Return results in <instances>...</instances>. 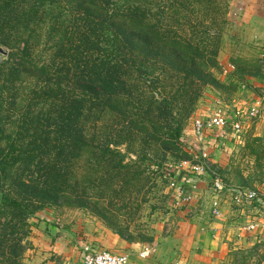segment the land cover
Here are the masks:
<instances>
[{"label":"trees","instance_id":"1","mask_svg":"<svg viewBox=\"0 0 264 264\" xmlns=\"http://www.w3.org/2000/svg\"><path fill=\"white\" fill-rule=\"evenodd\" d=\"M225 14L216 0H0V264H20L38 213L86 206L87 190L105 186L98 206L120 181L130 186L129 148L149 167L188 157L180 116L223 87L212 25ZM82 161L92 172L78 195Z\"/></svg>","mask_w":264,"mask_h":264},{"label":"rangeland","instance_id":"2","mask_svg":"<svg viewBox=\"0 0 264 264\" xmlns=\"http://www.w3.org/2000/svg\"><path fill=\"white\" fill-rule=\"evenodd\" d=\"M216 2L226 12L222 20L223 15L217 17L216 24L212 25V31L218 32L220 38L219 66L213 73L220 81V86L223 85V87L211 86L206 88L200 99L189 107L188 114L183 117L180 116L183 129L181 138L177 142L181 151L178 154L186 153L188 157L179 158L170 153L166 155L163 161L154 159L157 164H161L162 168L160 167V169L158 165L153 163L150 164V167L146 164L136 163L138 158L136 152L138 151H136V147L129 148L130 156L126 160V164H130L132 169L124 170L123 173L128 174L125 178L128 177L131 180V185L126 186L124 181H120L115 187L108 190L105 200L99 201L98 206L96 205L99 200L97 198L100 192L105 190V186H97L92 190H87L86 206L64 205L42 211L43 217L38 213L37 216L30 218L27 221L28 225L24 227L25 233L22 235L23 252L20 264L43 262L40 253L45 250L44 246L49 247L55 243V238L59 234L73 235L74 227H82L85 224H93L96 227L103 226L115 234H117L115 230L123 231L131 238L130 242L148 239L144 243H150V240L154 241L159 227L167 226L174 221L177 212L186 209L187 206L180 209L173 207V191L170 187L169 178L173 177L171 168H175L183 161L194 160V153L188 145L193 122L202 117H208L219 106L223 107V110L229 111L228 113L237 108L245 111L246 108L240 106L236 99L237 95L240 94L239 92L249 91V82L252 77L258 78L264 85V64H261L259 61L262 59L258 58L259 52L262 53L264 50V45L248 46L249 43L238 31L245 0H216ZM226 5L228 8H225ZM241 37L245 42H242ZM3 49L6 51L5 56L8 55V50ZM5 56L0 54V61ZM257 63L260 64V67L257 66ZM167 89L158 87L154 92L158 95H164ZM254 92H257L258 96L264 100V86L255 89ZM250 106L246 111L257 108L259 117L264 115V104L261 100L258 103L254 100ZM259 117L257 119H261ZM252 133L249 131L247 135L233 137L232 144L229 143L233 147L223 152L224 159H222L228 165L225 169L218 168L219 177L224 184V189L219 192V198L223 200L226 198L229 211L224 214L222 208L220 216L214 217L210 212L208 217L215 226H223L219 221L224 218L223 223L233 227L229 228L225 234L220 235L216 230L213 237L223 236L228 249L224 260L220 261L221 263L211 260L207 264H264V240L249 245V238L246 237L245 232L242 233L243 230H246V220L238 216L237 210L240 207L237 206L232 195V191L235 192L236 189L256 192L264 190V138ZM120 149L123 153L128 152L127 145L121 146ZM107 171L108 169H105L100 174L104 175ZM88 172H92V169L84 161L77 164L78 195L84 191L85 184L90 180L87 177ZM178 172L180 173L181 169ZM121 179H124V176L119 180ZM207 179L212 187V178L207 177ZM114 190L122 193L115 194ZM200 208L203 211L208 210V206L207 208ZM100 209L105 211V214L111 219L110 221L106 222L99 216L98 211ZM184 212L185 210L180 213V216ZM110 224H113L115 228ZM18 227L21 228V226Z\"/></svg>","mask_w":264,"mask_h":264},{"label":"crops","instance_id":"3","mask_svg":"<svg viewBox=\"0 0 264 264\" xmlns=\"http://www.w3.org/2000/svg\"><path fill=\"white\" fill-rule=\"evenodd\" d=\"M243 4L238 31L242 37H245V40L249 43L248 46H263L264 0H245ZM242 37V42H245ZM258 58L262 59L259 62L264 64V50L262 53L259 52ZM249 83V91H240L239 96L237 95L236 98L238 104L246 108L245 111L242 110L244 113L248 112L246 110L251 107V102L254 100L257 103L261 100L264 104V100L258 96L257 92H254L255 89L264 86L261 80L252 77ZM225 111L229 112L226 109ZM233 111L229 115L233 114ZM257 118L248 116L241 118L242 126L245 129L244 135H247L250 131L255 136L264 138V115L259 117L261 119ZM233 137L229 132L216 130L208 132L205 142L200 145L202 149L209 153V163L217 172L218 168L225 169L228 165L223 160V152L233 147L231 145ZM222 147H225V149H222ZM174 174L181 180H183V177H187L184 171ZM207 177L212 178L209 175L192 177L195 180L194 183L197 184V189L193 191L195 194L192 203L185 205L187 207L181 216L180 213L184 210L177 212L173 222L165 227L158 228L153 243L130 242L103 226L96 227L93 224H85L82 227H74L73 235L59 234L55 238V243H52L49 247L44 246L45 250L40 253L43 262L39 264H82L83 248L87 245L110 251L116 255H126L129 258V264H207L211 260L221 263L220 261L224 260L228 246L224 243L223 236L214 238L213 235L216 230L218 235L225 234L233 226L229 227V225L223 223L224 218L219 221L223 226H215L209 220L208 214L212 211L211 203L216 195ZM235 192L247 191L236 189ZM217 197L221 204V214L222 208L225 214L226 211H229L228 201L225 200L226 198L224 200L219 198L220 195ZM233 199L235 201L234 195ZM235 203L240 207L237 210L238 216L246 220V226L250 224L258 225L253 232H247L246 230L242 232H245L244 234L249 238V245L264 240V229L260 227L264 223V204L247 200L242 203L235 201ZM200 207H206L208 210L203 211ZM146 250L149 251V255L143 256Z\"/></svg>","mask_w":264,"mask_h":264},{"label":"built area","instance_id":"4","mask_svg":"<svg viewBox=\"0 0 264 264\" xmlns=\"http://www.w3.org/2000/svg\"><path fill=\"white\" fill-rule=\"evenodd\" d=\"M257 109V108H256ZM251 108L247 113H244L241 109H236L233 114H230L223 110V107L219 106L208 117H202L193 122L192 131L190 134L189 146L194 153L193 161H183L175 168H171L173 177L169 178L170 187L173 191V207L181 208L185 205H190L194 199V194L197 189V184L194 183L193 176L203 177L209 175L212 177L213 185L212 189L216 195L211 203V214L214 217L221 215V204L218 199L219 192L224 189L219 174L209 163V153L200 147L206 140L208 132L221 131L229 132L234 137H241L244 135V127L242 126L241 118L247 115L250 118L259 117V110ZM179 169L187 174V177H183V180L179 179L174 173H178ZM235 201L242 203L245 200L259 202L264 204V190L261 192L247 191V192H232ZM258 225L250 224L246 226L247 232H253ZM264 229V223L260 225ZM149 251L143 254L148 256ZM82 264H129V258L126 255H116L110 251L95 248L92 246H85L83 248V260Z\"/></svg>","mask_w":264,"mask_h":264},{"label":"water","instance_id":"5","mask_svg":"<svg viewBox=\"0 0 264 264\" xmlns=\"http://www.w3.org/2000/svg\"><path fill=\"white\" fill-rule=\"evenodd\" d=\"M0 54H2V55L6 54V51L2 47H0Z\"/></svg>","mask_w":264,"mask_h":264}]
</instances>
